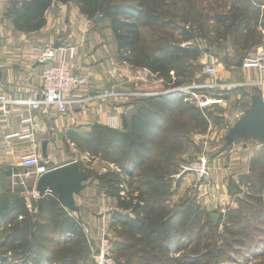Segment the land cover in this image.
Segmentation results:
<instances>
[{
  "label": "trees",
  "instance_id": "16d2710c",
  "mask_svg": "<svg viewBox=\"0 0 264 264\" xmlns=\"http://www.w3.org/2000/svg\"><path fill=\"white\" fill-rule=\"evenodd\" d=\"M53 3L75 4L88 20L107 21L117 62L156 74L169 89L190 84L202 54L188 45L196 39L234 42L244 57L262 42L256 28L264 22L254 0H8L4 16L15 32H36ZM189 98L178 93L135 99L126 105L120 129L78 125L67 133V144L80 154L112 166L100 172L80 164V176L117 202L108 225L116 237V262L226 264L264 250V240L240 239L264 231V152L243 184L247 195H233L237 207L223 223L214 225L194 201L170 206L177 158L190 135L204 134L209 124L208 113ZM22 193L11 186L0 190V264H80L88 253L80 220L52 192L31 199L30 208Z\"/></svg>",
  "mask_w": 264,
  "mask_h": 264
},
{
  "label": "crops",
  "instance_id": "0c3cea01",
  "mask_svg": "<svg viewBox=\"0 0 264 264\" xmlns=\"http://www.w3.org/2000/svg\"><path fill=\"white\" fill-rule=\"evenodd\" d=\"M254 1L260 5L261 18L263 17L262 22H264V0ZM1 2L0 96L13 101L37 99L41 94L40 76L44 67L65 63V61H68L75 75H85L88 78V84L69 96V99L81 102L79 104H69L64 114L59 113L52 107L32 110L26 106L13 104L8 106L9 113L2 114L0 112V190H2L3 186L21 188L20 185L14 184L16 181H12V175L24 172L20 166V158L24 155L37 154L47 163L48 167L50 166V169L67 165L74 160L78 161L76 157H69L66 140L67 133L78 126V123L87 122L91 126L100 124L120 129L122 127V116H126L129 112L126 107L128 101H124L121 98H119L120 101H102L95 99L93 95L101 88L103 90L110 89V85H113L111 89L122 93L129 92L130 89L128 85L120 84L122 83L120 79L125 80V76L118 75L115 79H111L106 74V71L112 65L118 63L114 59L116 49L108 46V36L105 40L103 35L98 34L95 31L96 29L91 26L90 21L79 12L75 4L53 3L45 13L46 24L43 28L32 33H19L14 31L11 22L4 16L8 0H1ZM256 31L262 37V42L247 50L244 53L245 56L264 49V27L258 26ZM110 38L113 41V38ZM228 43L231 42L226 41L224 44L225 49L222 50L220 48L219 54L217 56L213 55L212 59H222L225 66L235 70L236 73L230 70L220 71L219 68L218 71L221 72V76L218 78L219 82L244 81L254 83L260 81L263 75L259 71L236 67L238 59L244 57L242 56L243 52L234 42L232 44ZM45 45L54 50L55 58L53 61L43 63ZM72 52H75L74 56H72ZM224 59H228V61L226 62ZM118 65L123 67L120 63ZM218 86L219 88L210 91L209 88H206L207 90L202 92L201 97L204 99H213L215 97L221 99V103L209 104L202 109L205 113H209L213 105L225 110V107L222 106H227V102L229 103L231 99L234 100L236 108L241 106L242 109L238 114V118L236 117L237 119L234 123L230 124L229 133L245 112L251 109L253 97L259 95L262 98V93L260 94L259 89L248 85ZM139 89L142 90L141 87ZM211 116L210 114L207 116L208 123L210 118H212ZM26 117L33 119V124L31 125L32 135L29 138L22 136V131L27 126L22 124L21 121ZM82 128L86 130L89 127L82 126ZM44 141L47 142L46 157L42 155V143ZM239 141L243 142L240 143L242 150L238 148V151L241 150L240 154L248 151L249 153L246 158L242 157V159L240 157L234 159L233 155H231L229 157L231 164H229L228 168H226L227 165L223 169L224 172L230 170V165H232L231 169H233L235 164L244 162L243 164L246 163V166L242 171L246 173L251 169L252 164H255L253 160L264 152V144H261L251 136L227 140L226 147L236 146L235 142ZM252 144L254 147L249 148L248 146H252ZM71 151L73 152H71L72 156H76L75 149L71 148ZM225 156L222 153L211 160L212 168L215 170L214 175H217L216 170L220 169L222 160L226 158ZM85 159H82V161ZM102 165L105 167L104 164ZM110 167L112 168V166ZM236 176H239V174ZM28 180H25L27 188H34L36 184L33 179ZM83 185L84 189L74 196L78 212H71V214L89 228L90 234L95 240V230L99 232V227H104V225H109L110 223L111 216L105 213L104 209L109 208L116 211L117 202L114 198L107 197L105 189L96 181L88 180L83 182ZM205 186L210 187L211 183H207Z\"/></svg>",
  "mask_w": 264,
  "mask_h": 264
},
{
  "label": "rangeland",
  "instance_id": "374dc122",
  "mask_svg": "<svg viewBox=\"0 0 264 264\" xmlns=\"http://www.w3.org/2000/svg\"><path fill=\"white\" fill-rule=\"evenodd\" d=\"M203 5L206 7V4L203 3ZM222 11L223 10H221V12ZM97 17H100V16H97ZM89 21L91 23V26L94 27V29H96L95 31H97L98 34L103 35L105 37L104 38L105 40L108 36L109 38L108 46L110 48L116 49V53L114 55L115 56L114 59H116L117 46H116L115 40L113 39L112 41L110 38L112 37V34L109 29L108 22L105 20H102L101 17L97 19L95 17L94 20H89ZM215 42L212 41L211 44H209L207 40L198 38L192 43L188 44V45L194 44L197 47H199L200 51H202V54L198 58V60L193 64L196 66V69H195L194 75L192 76V80L190 81V84L189 83L185 84L186 86H182L176 89L166 88L162 82V79H160L156 74H153L146 69L132 68L129 65L123 64V63H120L123 66L121 67L118 65L119 63L118 62L112 65L110 69L106 71V74L111 79H115L118 75H121L123 77L125 76L126 77L125 80L120 79V81L122 82L120 84L128 85L130 88L129 92L122 93V92L114 91L113 89H111L113 88V85H110V89L103 90V88H101L99 89L98 92H95L96 94H94L93 97H95V99L97 100H102V101H107V100L120 101L119 98H121L124 101L127 100L129 104V103H132L135 99H139V98L170 96V95H176L178 93H182L190 97L188 99L190 103L199 107V101L201 100L202 91L207 90L206 88L203 89L202 87L206 85L207 83L210 84L209 91L212 89L219 88L218 85H234V84L235 85H245V86L250 85V82L247 83L244 81H234L232 83H220L219 82L218 78H220L221 76L220 71L224 70L225 72L226 70H230L232 72L233 71L235 72V70H232L226 67L222 59H219V58L212 59L213 55L217 56V54H219L220 48L222 50L225 49L224 48L225 45L223 41L222 42L219 41V43L218 41H215ZM44 48L45 50H44L43 55L45 54L46 50H51V48L48 45H45ZM72 53H73L72 56H74L75 52H72ZM213 63L217 65L218 69L220 68V71H218L215 74H209V75L206 74L205 71L207 67H210L209 65H212ZM59 64L64 66L66 70L72 76L79 77L84 80V84H82V86H80L77 90L65 95V99L68 102H70V104H73V103L79 104L81 101L69 99V96L75 93L76 91L82 89L83 87H85L88 84V78L85 75H75L71 70V66L68 64V61H65V63H59ZM252 85H253L252 87L259 89L260 94H261V89H262L261 86L257 82H254ZM140 87L142 88V90L139 89ZM210 100H220L221 101V99H218L215 97H213V99H210ZM222 107H225L224 108L225 110H221L220 107H215L213 105L211 106V110L208 114L212 115L211 116L212 118H210L207 131L204 134L190 135L189 137L190 142L186 143L184 149L181 151V154L178 156L177 161L181 163L176 168V174L173 175V178H172L173 179L172 189L174 190V192H173L172 197L169 200L170 206H172L171 208H174L175 206H179L185 201H194V203L198 204L203 209V211H205L206 213H209L210 216L217 215L218 217L217 223L214 225H217L218 222L223 223L226 219L227 212L230 209H236L237 204H236V200L233 195L236 196L240 194L241 197L242 196L245 197L249 190L246 189L248 187L247 186L245 187L243 184H245V182L249 178L252 179V174H251L250 169L246 173L242 171V169L246 166V163L243 164L244 162H241L240 164H235L233 166V169H231L232 165H230V170L228 171L226 170L225 172L223 171V169L227 165L228 166L226 168H228L229 164H231L230 163L231 161H229V157L231 155H233L232 157L234 159H237L238 157L242 159V157L246 158V155L249 153V151L243 152L240 154V151L242 150L240 143L242 141L235 142L236 146L226 147V141L228 140L226 138V134L228 133V129L234 123V121L238 118V114L242 108L241 106H238V108H236L235 102L233 99H231L229 103L227 102V106H222ZM196 135H199V136H196ZM22 136H23V131H22ZM248 147L251 148L254 146L252 144V146H248ZM71 148L75 149L76 156H72ZM238 148H241V150L238 151ZM67 150H68V153L70 154L69 156L70 158H75V157L77 158L78 161L74 160L73 162L77 163V165L79 166V169H81L80 164H83L88 169L89 167L93 168V171H105L107 169H112L109 165H106L100 162L99 159H89L88 155L80 154L79 151H77L75 146H71V143H68ZM222 153L226 155L225 156L226 158L222 160V163H221L222 165H220V169L216 170L217 175H214L213 173L215 170H213L212 168L211 160L213 158L218 157ZM82 159H85V160L82 161ZM201 162L204 163L206 168L208 167L207 168L208 173L206 177L202 180H197L191 174H187V173L183 174L179 170V167L183 165L184 163L185 164L190 163L191 165L193 163L201 164ZM102 164H104L105 167ZM237 174H239V176H236ZM30 180L32 179H29L28 181ZM207 183H211V186L210 187L205 186V184ZM20 189H23V188L21 187ZM104 212L107 214H110L111 216V212H114V211L113 209L107 208V209H104ZM107 226L108 225L106 224L104 225V227L103 226L99 227V232H96L95 230L96 236L94 237H96V239L94 240L90 234L89 228L86 225H83L82 223V228L86 235V240L88 243V253L86 252V256L84 260L80 262V264H94L92 259L96 255L95 252L101 247L102 245L101 243H104L103 241L105 240H106L105 242H107L106 244L112 250L111 251L112 256L114 255V246L116 242V237L114 233L108 229ZM254 227H255V222H253V229ZM261 229L263 228L261 227ZM220 231H222L221 226H220ZM246 235L253 236L256 242L260 240L262 241L264 240V231L257 232V233L247 232L245 233L244 236L240 235V239L245 240ZM263 251L264 250L262 248L260 251H256L252 253V255H249L247 259L245 260H241L240 257H236L231 262H228L226 264H239L241 261H245L246 264H264V252ZM258 256H259V259L257 258ZM117 263L124 264V261L118 260Z\"/></svg>",
  "mask_w": 264,
  "mask_h": 264
},
{
  "label": "built area",
  "instance_id": "2783aa9c",
  "mask_svg": "<svg viewBox=\"0 0 264 264\" xmlns=\"http://www.w3.org/2000/svg\"><path fill=\"white\" fill-rule=\"evenodd\" d=\"M1 2V0H0ZM55 58V52L53 49L46 50L43 55L42 62H50ZM207 67L206 74H215L218 72L217 66L213 63ZM242 68L252 69L262 73L263 77L259 82L261 86L262 99L264 101V49L260 51L243 57ZM41 94L37 99L32 100H8L0 96V112L2 114L9 113L8 106L21 105L26 106L32 110H37L42 107H52L56 109L59 113H66L67 107L70 102L65 99V95L72 93L77 90L84 80L79 77L72 76L64 66L58 64L48 65L44 67L41 73ZM253 83H250L248 86H253ZM256 84V83H255ZM210 84H206L202 88H209ZM235 85V84H234ZM255 86V85H254ZM220 100H210L204 99L201 97L199 101V107L203 108L209 104H219ZM22 124L27 127L23 130V137L29 138L32 135L31 125L33 124V119L31 117H26L21 121ZM71 146H75L71 143ZM20 166L24 170L21 174L14 173L12 175V181H16L14 184H18L23 188V195L25 196L27 206L30 208V200L38 198L41 196L39 192L36 191L35 187L31 190L25 185L26 179H33L36 184L37 180L43 174L49 172L51 169L48 168L47 163L37 154L24 155L20 158ZM208 168V167H207ZM204 163L201 164L190 163L183 164L179 167L181 173H187L193 175L197 180H202L206 177L208 171ZM48 192V191H46ZM106 241V240H105ZM103 241L101 247L95 252L96 255L93 257L92 261L94 264H118L114 257L112 256V250L106 244L107 242Z\"/></svg>",
  "mask_w": 264,
  "mask_h": 264
},
{
  "label": "water",
  "instance_id": "95a60500",
  "mask_svg": "<svg viewBox=\"0 0 264 264\" xmlns=\"http://www.w3.org/2000/svg\"><path fill=\"white\" fill-rule=\"evenodd\" d=\"M224 60L228 61V59ZM242 60L243 57L238 59L237 68H242ZM78 125L91 126L87 122H80ZM247 136H251L261 144H264V101L259 95L253 97L251 109L247 110L237 124L229 131L227 139L233 140ZM46 145L47 142L44 141L42 143L43 157H46ZM35 189L40 195L46 191L54 193L66 210L78 212L74 196L84 189L79 166L76 162H71L67 165L53 168L40 176L36 182ZM217 218V215H211L213 224L217 223Z\"/></svg>",
  "mask_w": 264,
  "mask_h": 264
}]
</instances>
